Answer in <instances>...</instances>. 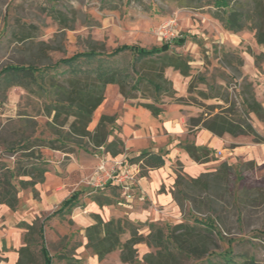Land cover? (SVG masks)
<instances>
[{
	"label": "rangeland",
	"instance_id": "374dc122",
	"mask_svg": "<svg viewBox=\"0 0 264 264\" xmlns=\"http://www.w3.org/2000/svg\"><path fill=\"white\" fill-rule=\"evenodd\" d=\"M255 5V0H0V72L7 66L31 63L45 70L47 77L65 78L69 76L68 69L59 62L92 48L105 50L103 57H108L114 48L125 44L152 49L168 41L185 38L182 47L172 45V53L186 57L192 68L190 77L182 76V85H176L179 90H176V98L185 99L181 105L189 107L191 122L208 120L206 124L213 131L211 122L220 113L219 107L227 108L235 102L238 111H242L239 95L244 89L243 78H239L236 71L241 70L243 74L244 57L248 55L259 60L256 66L260 71L263 68L264 47L257 44L253 30ZM231 8L240 10L244 17V27L239 33L224 29L214 17L215 14L224 15ZM226 34L233 36L235 43H227L224 39ZM78 64L82 70L97 65L83 58ZM115 65L121 70L148 67L142 63L136 65L134 56L129 54L118 59ZM172 72L178 73L169 68L165 76L172 81L175 90ZM243 75L256 95L255 82L248 75ZM219 92L229 93L227 104L218 98L207 99L202 95L205 93L212 97ZM118 94L121 93L116 85L106 89V98H110L111 104ZM150 95L149 92H141L137 94L138 99H125L134 101L137 106L152 103L157 98L156 101L162 105L170 101L177 103L172 98ZM42 103L22 88H12L6 94L0 91V162L12 169L15 158L22 153L17 152L20 145L15 134L23 126L19 120L21 114H28L27 118L38 124L34 137L54 139L47 123L51 119L43 115ZM251 123L253 127L264 129V123L254 115H251ZM27 132L30 134L32 131ZM87 148L85 143L80 149ZM46 151L42 149L49 162ZM214 159L220 161V153ZM238 171L247 175L239 177ZM233 175L231 188L236 191L237 200L231 199L228 203L223 198L219 203L222 207L216 214L206 212L201 215L192 214L191 204L187 202L183 222L192 225L197 218L212 224L219 234L220 248L216 254L232 251L238 261L240 255L247 254L264 264V201L261 195L264 194V167L254 171V167L244 163L235 169ZM29 189H20V192ZM162 226L169 230L173 224ZM141 231L142 228L140 234L144 235ZM60 246L61 240L56 238L48 243L53 264H66L68 258L76 256L74 250L63 252ZM138 250L137 264H146L143 263L145 254L155 252L146 246ZM209 260L213 264H223L219 255L191 258L184 264H211Z\"/></svg>",
	"mask_w": 264,
	"mask_h": 264
},
{
	"label": "trees",
	"instance_id": "16d2710c",
	"mask_svg": "<svg viewBox=\"0 0 264 264\" xmlns=\"http://www.w3.org/2000/svg\"><path fill=\"white\" fill-rule=\"evenodd\" d=\"M255 2L253 30L257 44L264 47V2L263 0H255ZM214 17L228 31L239 33L244 27L243 14L236 8H231L224 15L215 14ZM185 42L186 39L182 38L154 46L152 49L125 44L114 48L107 55L108 57H103L105 50L99 51L100 48H92L89 52L76 54L59 62L68 69L69 76L65 78L56 75L47 77L45 70L31 63L4 68L0 72V91L6 94L12 88L18 87L34 95L40 102L42 101L43 115L51 119L47 123L54 139L34 137L38 124L27 118L28 114L20 115L19 120L23 126L20 132L15 134L18 135L17 144L20 145L17 152L22 153L20 157L15 158L14 169L0 162V205L5 204L15 211L19 205L20 189H34L45 182V175L49 172L50 166L43 156L42 149L61 151L71 155L77 149L83 148L86 143L94 148L105 147L106 152L113 157L123 153L124 144L121 139L115 138L110 141V127L116 122L114 116L103 115L95 131H89L93 115L104 102L106 89L109 86H118L122 96L128 99H138V93L149 92L152 94L150 97L164 96L175 99L178 104L184 103V98H176L177 92L173 90V83L167 79L165 71L173 68L181 76L190 77L192 69L190 61L184 56L172 53V45L182 47ZM128 54L134 56L136 65L142 63L143 66L148 65V67L121 70L115 65L116 61ZM82 58L88 62H95L97 65L91 69L82 70L78 68ZM258 62L259 60H256L257 64ZM236 73L239 78H243L242 88L244 89L239 95L242 111H238L235 102L227 108L219 107L221 111L214 116L211 127L217 133L230 134L235 138L250 136L253 138V143H264V137L254 129L251 123V115L264 123V107L257 101L254 88L247 77L241 70H237ZM202 95L207 99L218 98L226 104L229 102L228 92L227 94L219 92L212 97L205 93ZM156 100L158 98L152 103H141L138 106L147 108L156 117L163 112V105ZM27 130L32 132L28 134ZM181 147L196 163H209L216 160H212L214 152L209 147L191 143ZM129 159L144 160V163L152 169L165 164L162 156L149 152H142L137 157ZM177 166L173 196L183 215L187 202L191 204L192 214L201 215L206 212L216 214L219 207H222L219 203L223 202V198L228 203L231 199L237 200V193L231 188L235 169L227 162L220 164L215 172L202 174L197 179L185 175L181 163ZM245 166L253 168L255 164L250 162L245 163ZM103 190H98L94 201L99 206L112 205L113 200L101 193ZM111 192L114 197L119 196L116 187H113ZM261 195L264 201V194L261 193ZM79 196V193H74L63 203L62 209L58 212L66 210L68 214L71 213L77 206ZM95 222V225L85 230V236L87 248L93 251L100 262L121 247V261L124 264H137L139 250L136 247L146 244L148 248L155 250V252L146 253L143 257V263L146 264H184V261L191 258L202 259L217 255L222 258L223 264H262L247 254L240 255V261L236 260L232 251L216 254L220 248L217 239L219 234L212 224L203 219L196 218L192 225L188 222L174 224L169 230L162 225L152 224L147 236L140 234L141 224L129 221L127 218L105 222L96 216ZM45 226L46 220L42 218H36L30 223H20L19 227L25 231L23 237L25 245L18 250L17 264H53L44 235ZM123 233L131 235L130 240L124 244L121 243ZM208 262L214 263L211 260ZM66 264L83 263L74 255L66 260Z\"/></svg>",
	"mask_w": 264,
	"mask_h": 264
},
{
	"label": "crops",
	"instance_id": "0c3cea01",
	"mask_svg": "<svg viewBox=\"0 0 264 264\" xmlns=\"http://www.w3.org/2000/svg\"><path fill=\"white\" fill-rule=\"evenodd\" d=\"M228 33V32H227ZM238 37V36H237ZM224 39L233 41V36L226 34ZM240 39V36L237 38ZM233 46V44H230ZM243 66V74L255 82L256 98L264 105V65L260 71L256 60L248 55ZM250 60V61H249ZM171 71V70H169ZM168 71V72H169ZM175 82L182 85L180 74L172 72ZM181 97V96H179ZM99 106L94 113L89 131L94 132L103 115L115 117V123L110 127V141L119 138L123 141V153L112 156L105 147L94 148L88 144L87 149H77L75 153L66 154L61 151L47 149L46 156L50 162V170L45 175V182L36 187L19 193V205L15 211L7 205H0V264H17L18 250L25 245V231L19 227L20 223H30L36 218L46 220L45 237L47 246L49 241L56 238L61 240L60 249L63 252L72 251L83 264H124L121 261V247L109 254L102 262L87 248L85 230L96 224L95 217L105 222L120 218H127L141 224L144 235H149L150 225H174L183 222V213L174 199L173 190L177 176L175 168L182 164L183 173L191 178H200L205 173H213L217 167L227 162L236 169L239 165L253 162L254 171L264 167V143H253L248 136L235 138L230 134L217 133L207 126L208 120L192 121L189 119L190 109L174 102H164L163 112L154 117L150 110L137 106L134 101L127 100L118 94ZM195 122V123H194ZM254 129L264 137V129ZM202 145L213 150L214 160L209 163H196L181 146L185 144ZM142 152H149L162 156L165 164L157 169L149 168L144 160L136 161L129 158L137 157ZM107 155L109 165L116 160L129 159L132 163L141 165L140 180L137 185L135 198L129 202H120L113 196L112 186L101 193L113 200L112 205L99 206L92 193L98 190L87 180L92 177L103 154ZM240 171H238L239 173ZM239 177L247 175L239 173ZM74 193H79L77 206L71 213L62 209L65 201ZM98 194V193H97ZM58 212V213H57ZM129 233H123L121 243L130 240ZM140 244L136 248H145Z\"/></svg>",
	"mask_w": 264,
	"mask_h": 264
},
{
	"label": "built area",
	"instance_id": "2783aa9c",
	"mask_svg": "<svg viewBox=\"0 0 264 264\" xmlns=\"http://www.w3.org/2000/svg\"><path fill=\"white\" fill-rule=\"evenodd\" d=\"M129 158V157H128ZM127 160H114L109 165L104 153L94 174L87 180L95 189L116 187L120 192V202L127 203L135 198L137 185L140 180L141 165Z\"/></svg>",
	"mask_w": 264,
	"mask_h": 264
}]
</instances>
